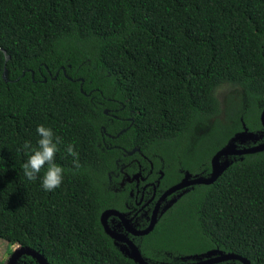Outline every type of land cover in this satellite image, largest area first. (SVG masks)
Returning a JSON list of instances; mask_svg holds the SVG:
<instances>
[{"label":"trees","instance_id":"16d2710c","mask_svg":"<svg viewBox=\"0 0 264 264\" xmlns=\"http://www.w3.org/2000/svg\"><path fill=\"white\" fill-rule=\"evenodd\" d=\"M224 85L245 99L223 117ZM263 109L264 0H0V239L48 264H138L101 223L106 210L136 206L122 167L155 182L158 199L181 181L178 167L206 179L221 148L264 143ZM41 124L63 141L51 192L47 166L35 181L22 169ZM219 163L214 183L169 197L153 232L133 241L149 263L215 251L264 264V151Z\"/></svg>","mask_w":264,"mask_h":264},{"label":"water","instance_id":"95a60500","mask_svg":"<svg viewBox=\"0 0 264 264\" xmlns=\"http://www.w3.org/2000/svg\"><path fill=\"white\" fill-rule=\"evenodd\" d=\"M9 58H10L9 56L6 57L7 61L9 60ZM24 75H25V73H24ZM3 79L6 82L9 81L8 70L4 71ZM261 122L264 126V109L261 113ZM136 151L137 150H134L133 153H135ZM259 151H264V143H261V144L255 145V146H251V147H245V148H235V147H231V146L221 148L220 150H218L215 153L214 157L212 158L211 176L209 178H206V179H201V178L193 179V178H191L190 174H187L186 177L180 183H178V184L174 185L173 187H171L170 189H168L157 201L156 206H155V210L153 212V215H152V218L150 221V224L145 230L137 231V230L133 229L130 226V221L123 214H121L117 210H108L103 214V216L101 218V222H102V225L104 227L105 232L112 239L116 240V242L126 245L130 250L131 257L138 264H152V263H149L142 256L139 248L137 247V245L133 241H130L125 236L117 234L108 226V224H107L108 217L116 216V217L120 218L122 220L125 228L135 236L149 235L151 232H153V230L156 227L160 208L162 207L164 202L169 197H171L172 195L176 194L179 191H182L186 188H189V187H192L195 185H210L218 179V177L220 176V172L223 169V167L219 163L220 158L222 156L243 155V154H249V153H254V152H259ZM133 153H131V154H133ZM175 202H176V199L172 200L168 204L167 208L171 207ZM24 256H29V257L34 258L39 264H48L47 259L44 258L40 253H38L32 249H29V248H23L21 246L19 247L18 250H16L13 253L9 264H18L20 259ZM230 261H239L242 264H251V262L248 259L241 257L237 254L230 253V254L218 255V253L215 251L209 252L208 256H206L202 261H200L196 264H220V263H225V262H230Z\"/></svg>","mask_w":264,"mask_h":264},{"label":"clouds","instance_id":"9594fccd","mask_svg":"<svg viewBox=\"0 0 264 264\" xmlns=\"http://www.w3.org/2000/svg\"><path fill=\"white\" fill-rule=\"evenodd\" d=\"M36 132L39 137L36 146L34 147L30 141H25L22 146V150L27 155V160L22 165L23 174L29 181H35L42 169L47 166L42 177L41 187L43 190L51 192L58 188L63 181L64 169L55 162L59 146L63 141L51 128L42 124L37 126ZM66 152L74 158V167L79 169V154L75 151L74 146L69 144Z\"/></svg>","mask_w":264,"mask_h":264},{"label":"flooded vegetation","instance_id":"af4514ba","mask_svg":"<svg viewBox=\"0 0 264 264\" xmlns=\"http://www.w3.org/2000/svg\"><path fill=\"white\" fill-rule=\"evenodd\" d=\"M149 161L150 163V166H151V173L153 171V167L154 165L152 164V162L150 160H147ZM128 166V165H127ZM127 166H123L122 169H121V173H122V176L120 178V182H119V185L122 189L125 190V192H127L130 196H133L135 198V202H136V206L134 208L130 207V206H127L126 208L128 209L127 212H123L122 211H118L120 212L121 214H123L129 221H130V226L137 230V231H142V230H139V229H136L135 228V222L138 221V220H144L146 223H148V226L150 224V221H151V218H152V215H153V212L155 210V206H156V203L157 201L159 200V198L168 190L170 189L171 187H173L174 185L178 184H174L172 186H170L166 191H164L159 197L158 199H156V197L158 196V192H157V185L155 184V182H150L148 181V177H145L142 172H137V173H134L133 175H129L127 172H126V167ZM140 166V169H141V165L139 164ZM177 173H180L182 174V179L181 181L186 177L187 174H189L190 172L187 171L186 169H183L182 166L178 167L177 170L175 171ZM162 174V176L165 174L164 172H160ZM191 175V173H190ZM191 178L192 175H191ZM194 179V178H193ZM180 181V182H181ZM126 182L129 183L130 185H134L135 188H136V191L135 193L133 192V190H129V191H126ZM179 182V183H180ZM180 192V191H179ZM177 192V193H179ZM166 202V201H165ZM164 202V203H165ZM167 207H164L163 208V205L162 207L160 208V211H163V210H166ZM109 210H115V209H109ZM108 211V210H106ZM105 211V212H106ZM104 212V213H105ZM103 213V214H104ZM102 214V216H103ZM101 216V218H102ZM158 217H159V214H158ZM111 221V224L109 223ZM102 223V222H101ZM107 224L108 226L114 231L116 232L117 234H120L122 236H125L126 238H128L130 241H142V240H138L136 239V237H142V236H135L133 235L132 233H130L124 226L122 220L116 216H110L108 217L107 219ZM103 226V225H102ZM104 228V227H103ZM124 229V231L126 232V234H123L122 233V229ZM145 230V229H143ZM118 231V232H117ZM132 238H131V237ZM135 237V238H134ZM114 240V239H113ZM116 241V240H114Z\"/></svg>","mask_w":264,"mask_h":264},{"label":"rangeland","instance_id":"374dc122","mask_svg":"<svg viewBox=\"0 0 264 264\" xmlns=\"http://www.w3.org/2000/svg\"><path fill=\"white\" fill-rule=\"evenodd\" d=\"M217 96L221 103L222 116H226L233 105L242 103L245 94L239 88L232 85H224L219 88ZM187 152H190L187 150ZM18 245H11L4 239H0V264H9L13 253L19 249Z\"/></svg>","mask_w":264,"mask_h":264}]
</instances>
